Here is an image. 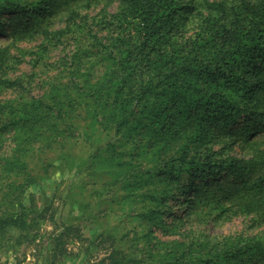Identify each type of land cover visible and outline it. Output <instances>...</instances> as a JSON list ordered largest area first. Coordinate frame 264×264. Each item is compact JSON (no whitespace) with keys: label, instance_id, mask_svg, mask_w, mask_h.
<instances>
[{"label":"trees","instance_id":"trees-1","mask_svg":"<svg viewBox=\"0 0 264 264\" xmlns=\"http://www.w3.org/2000/svg\"><path fill=\"white\" fill-rule=\"evenodd\" d=\"M92 10L99 12L91 16ZM5 16L14 22L7 25ZM85 19L103 25L105 38L94 32L87 35L97 54L112 66L100 87L88 85L81 91H86L96 105H104L116 132L131 116L142 114L152 119L162 110L177 109L171 118L179 114V121L184 118L195 131L179 156L156 168L160 175L168 174L175 184L180 182L182 200L200 178L190 205L195 200L210 202L221 214L232 211L235 215H253L257 224L264 226V0H0V30L9 27L14 43L37 32L48 40L81 35ZM58 22L63 23L59 29ZM10 49V45H0V71L4 76ZM1 84L15 88L19 82L5 78ZM32 105L35 115L11 116L7 112L10 107L0 101V148L2 139L18 128H43L28 139L33 144L44 136L49 148L58 143L59 137L79 131L71 110L42 99H33ZM242 117L243 128L233 130ZM157 126L158 131L167 129L160 120ZM227 138L243 140L247 154H227L233 147L224 142ZM221 143L223 146L217 147ZM21 157L3 159L11 171L7 177H3L7 167L0 163V193L5 191L2 184L6 178L26 171ZM201 171L207 176L198 175ZM224 174L226 179L219 180ZM28 179H32L29 174ZM12 186V197L17 194L12 204L0 200V252L14 247L16 231L23 230L27 221L37 227L44 212L31 216L21 211L23 201L19 198L25 191L24 183ZM177 196L166 194L162 201H174ZM160 212L149 210L142 217L156 221L158 215L170 210ZM263 234L245 239L243 245L219 255L218 260L212 257L199 262L264 264ZM84 237L77 227L64 225L57 236L56 250L65 254L63 248L68 241ZM97 240V248L111 243L103 262L141 264L118 249L115 238L101 236ZM164 264L182 263L176 256Z\"/></svg>","mask_w":264,"mask_h":264},{"label":"rangeland","instance_id":"rangeland-1","mask_svg":"<svg viewBox=\"0 0 264 264\" xmlns=\"http://www.w3.org/2000/svg\"><path fill=\"white\" fill-rule=\"evenodd\" d=\"M98 12L92 10L89 14ZM3 19L7 25L14 22L7 16ZM82 21L81 35L49 40L37 32L32 38L14 43L9 27L5 25L0 30V45L11 46L6 76L0 71V101L10 107L7 112L11 116L35 115L30 105L33 99H42L71 110L79 128L70 136L59 137L53 148L48 147L44 136L31 144L28 137L43 129L35 125L31 130L18 128L2 139L0 163L7 167L3 177L11 172L3 159L20 154L27 168L4 180L5 191L0 193V200L3 198L10 206L17 196L10 193L15 191L12 184L24 183L20 210L32 213L31 216L44 212L37 227L27 221L23 230L16 231L14 247L0 252V264H108L103 259L109 255L111 243L97 248V238L101 236L115 238L116 247L141 264H164L176 256L182 264H209L199 261L212 257L218 260L219 255L243 245L245 239L263 234L264 226H259L253 215H235L232 211L221 214L215 204L200 200L190 205L200 178L182 200L180 182L175 184L168 174L160 175L156 168L172 156H179L195 131L184 118L179 121V114L171 118L177 109L162 110L152 119L142 114L131 116L117 133L104 105H96L86 91H81L88 85L100 87L112 66L97 54L87 35L94 32L105 38L103 25L89 19ZM62 25L58 22L56 28ZM5 78L19 84L9 88L1 84ZM243 118L233 130L243 128ZM159 120L167 129L157 130ZM257 120L256 117L252 121ZM239 139L224 140L233 145L227 154H247ZM222 146L223 143L217 147ZM28 174L32 179H28ZM198 175L207 176L202 171ZM224 179L225 174L219 178ZM173 193L178 194L177 200L162 201V196ZM164 208L170 212L158 215L156 221L142 217L149 210L161 213ZM64 225L77 227L85 237L68 241L62 254L56 244Z\"/></svg>","mask_w":264,"mask_h":264}]
</instances>
